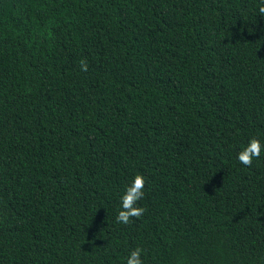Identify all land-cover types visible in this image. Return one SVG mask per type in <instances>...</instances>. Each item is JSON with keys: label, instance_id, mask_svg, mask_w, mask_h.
Masks as SVG:
<instances>
[{"label": "trees", "instance_id": "trees-1", "mask_svg": "<svg viewBox=\"0 0 264 264\" xmlns=\"http://www.w3.org/2000/svg\"><path fill=\"white\" fill-rule=\"evenodd\" d=\"M259 6L0 0V264H264Z\"/></svg>", "mask_w": 264, "mask_h": 264}, {"label": "clouds", "instance_id": "clouds-1", "mask_svg": "<svg viewBox=\"0 0 264 264\" xmlns=\"http://www.w3.org/2000/svg\"><path fill=\"white\" fill-rule=\"evenodd\" d=\"M258 13L264 15V0H260ZM82 70H87L86 64H81ZM236 160L245 167H252L264 161V143L260 139L251 137L246 143L239 146L236 151ZM144 177L140 174L133 176L130 183L126 184L119 197V208L115 214V221L119 224H128L133 217L142 215L144 209L139 202L144 196ZM143 249L137 247L129 251L122 264H144Z\"/></svg>", "mask_w": 264, "mask_h": 264}]
</instances>
